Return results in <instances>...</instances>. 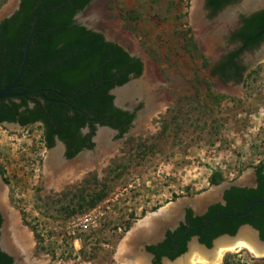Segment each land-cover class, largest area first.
Returning a JSON list of instances; mask_svg holds the SVG:
<instances>
[{
    "label": "rangeland",
    "instance_id": "obj_1",
    "mask_svg": "<svg viewBox=\"0 0 264 264\" xmlns=\"http://www.w3.org/2000/svg\"><path fill=\"white\" fill-rule=\"evenodd\" d=\"M10 1L0 0V10ZM192 1L109 0L110 31L131 43L151 68L161 108L144 111L142 129L129 136L116 138L106 130L114 150L100 166L55 185L46 170L42 125H0L4 196L31 242L30 258L44 264H124L117 253L130 226L160 207L213 189L215 171L225 181L245 180L264 161V62L236 91L243 99L218 97L219 87L201 83ZM7 234L12 237V230ZM217 262L264 264V254L243 247L224 251Z\"/></svg>",
    "mask_w": 264,
    "mask_h": 264
},
{
    "label": "flooded vegetation",
    "instance_id": "obj_2",
    "mask_svg": "<svg viewBox=\"0 0 264 264\" xmlns=\"http://www.w3.org/2000/svg\"><path fill=\"white\" fill-rule=\"evenodd\" d=\"M21 2L19 4L18 9H16L10 16L5 17L0 22V26L6 19H10L15 16L16 12L20 9ZM192 5H193V1H192ZM192 5H191V12L193 10ZM200 13H201V20L200 22H197L198 33L195 35V38L199 42L197 47L198 50L200 51L199 52L200 60L199 61L197 60L198 61L197 65L199 66L200 70L203 72L202 73L203 77H201V83L209 82L213 87L215 86L219 87L220 90H222L223 92L218 94L219 95L218 97L231 96L235 99H243L244 95L236 91L240 90V87L244 88L248 79L255 73V70H257L258 66L262 62H264V0H202L200 4ZM74 16H73V23L83 26L74 21ZM126 52L129 54L128 51ZM129 56L139 59L142 62V72L140 75H136L133 72L129 73L128 75L129 79L125 83H128L135 78L142 77L143 74L147 73V71L145 72L144 69L145 63L141 57L132 56L130 54ZM50 65L51 64H48L46 67ZM43 70H45V67L41 68V70L39 71L34 72L33 77L41 73ZM149 73L151 74V72ZM33 77H31L30 80H28V82L31 81ZM153 78L152 80H155V77ZM143 82H145V79L143 80ZM25 85L26 84L23 85L20 84L19 81L18 87L14 89V92L17 93L29 92L27 95L3 98L5 102L15 103L16 105H18L19 111H24L26 108H36L39 106L43 107V105H46L47 102H53V103L56 102L58 104H64L67 106V112H66L67 116L73 115L74 112H78L86 116L85 123L83 124V126L79 128V134H78L81 137H83L84 140L81 141V148L79 149V151L74 153L72 156H68L69 144L64 139H62L58 135V133H55V135H53L54 143L52 145L48 144V142L45 139L46 124L42 119H35L23 123L21 116L17 115L14 121H7V120L0 121V125L6 126L4 122H7L17 126H21L23 128L36 123L41 124L43 127L44 142L48 149L47 156L51 151H55L57 148L59 149L58 150L59 153L57 154L63 161H71L79 157H89L94 160L97 156H99L100 151L98 152V150H99V142L101 138H99L100 135L98 131L100 132L101 131L100 129H102L104 132L109 131L110 133H113L116 138H124L125 136H129L132 130L134 129L137 131L141 130L142 128L139 125H140L141 117L144 114V111L145 110L147 112L151 111L149 110L150 109L149 102L151 100L148 99L147 93H149L150 90H155L154 85H149L148 92L147 91L143 92L142 95H130L128 96L129 98L124 97L125 100L124 98L120 99V101H126L122 103L123 106H117L115 104V100L118 101V99L114 90L117 86H121V85H117L108 91L109 94L114 96L113 106L115 108L127 112L129 115H132L130 121L127 122V128L122 134H120L122 126L115 127L111 125L109 123L110 120L108 118L104 119L105 123L99 120H94L91 118L88 112L80 108L74 107L72 104L66 101L67 99L74 97L75 95L73 96L70 95H72L76 91L69 95H61L56 90V88H33L26 91L16 90V89L24 88ZM38 89L42 90L43 92L35 93L34 91ZM47 92H52L54 94H57L59 97L63 96L62 100L54 99L47 96L46 95ZM155 92L156 94L151 95V98H155L153 99V101H155L156 98L159 97L157 90H155ZM144 94L145 96H143ZM136 96L141 97V99L136 98L132 103L127 102V100L133 99ZM23 99H25L26 105L23 104ZM158 109H160V107H158ZM146 119L148 120V117ZM97 134H98V142L96 139ZM106 141H107V145L110 147V149H112L113 152L114 145L110 144L108 132L106 136ZM87 154H96V155L89 156ZM262 162L264 163V161ZM95 163H93L92 161L91 164L94 166L96 165ZM97 165L100 166V164ZM257 165L253 167V171L251 173L252 175L249 176L248 179L243 180V176H239L238 178L232 181H228V182H235V184H232L228 188H226L223 192L222 197H220L218 193L212 199H208V200L204 199L203 195L208 193L210 191L209 190L205 192L202 196L200 195L202 198V202H200L199 204L196 203L195 205L193 203H187L182 206H179L177 208V213L172 222L165 221L166 213L162 214L161 215L162 225L157 232V237H155L152 240L143 239L138 245L139 252L142 253L147 258L148 264H165L166 262L176 261L178 258L184 256L188 252L190 243L192 241H196V243L199 246L204 247L205 249L207 248L210 249L214 246V243L217 239L222 237H230V238L235 237L236 235H238V233L242 228H246V227L254 231L258 242L260 240H264L261 237L260 228L254 225L255 222L262 221L263 218V216L259 215L258 212L254 210L255 204L258 203H255L253 205L252 210L248 211L249 205L254 200H259L264 198H258L249 201L247 197H244L242 195V192H246L251 189H258L260 187V178L263 179L264 176H258ZM262 173L264 174V168ZM3 176L5 175L0 174V177L5 183ZM232 187L237 188L236 198L237 200L241 199V202L246 204L247 208L244 210H238L236 208V210H234L233 212H224L222 211V208H224L228 204V199L226 198V192ZM262 190H264V187ZM198 197L199 195L196 198ZM196 198H194V200H196ZM179 200L173 203L176 204L179 202ZM208 201H210V204L207 206L206 210L203 211L202 210L203 203ZM173 203L167 204V206H165L164 209L161 208L162 213L164 211L167 212L165 208L167 207L170 208V206L172 207L174 205ZM152 213L153 212L148 213L141 220L152 215ZM0 215L2 219L1 221L2 224L3 217L1 211H0ZM222 217L235 218V220H233L232 222L234 225H237L234 233H230L228 231L224 232L221 230L222 229L221 223H223L221 219ZM196 219L197 221L193 222ZM175 220L177 221V224L173 226L172 224L175 223ZM225 223L226 224L231 223V221L226 220ZM167 225L173 227H167L163 233V236L160 237L159 234L161 228ZM135 226L136 225H134L133 227L130 226L129 229L124 231V234L127 235ZM261 226L263 227L264 225L262 224ZM255 231L257 232V234ZM0 234H1V230H0ZM203 239L209 240L211 244L207 245V243L204 242ZM183 241L186 246V249L182 253L176 255V251L179 250L181 242ZM142 243H145V246H142ZM117 257H118V253H117ZM217 260L211 263L209 262L208 264H213L214 262L216 263ZM216 264L219 263L217 262Z\"/></svg>",
    "mask_w": 264,
    "mask_h": 264
},
{
    "label": "trees",
    "instance_id": "obj_3",
    "mask_svg": "<svg viewBox=\"0 0 264 264\" xmlns=\"http://www.w3.org/2000/svg\"><path fill=\"white\" fill-rule=\"evenodd\" d=\"M90 0H22L20 9L15 16L6 19L0 26V88L9 84L17 75L23 60L24 46L31 31L36 15L44 10L59 6L41 15L37 21L36 32L29 52V61L25 68L20 84H26L24 88L16 90H30L33 88H56L61 95H69L77 90L96 84L95 87L84 91L79 95L67 99L74 107L88 112L92 119L105 123L108 118L113 126H122L120 134L127 128V122L132 115L113 106L114 96L108 91L122 85L129 79V73L140 75L142 62L130 57L123 47L115 42L107 41L105 37L96 31L73 23V16L82 10ZM125 20V16H123ZM193 47L196 48L195 43ZM48 64L50 66L46 67ZM41 73L34 76V72L44 68ZM31 81L28 82V80ZM28 82V83H27ZM47 96L62 100L52 92ZM25 98V97H24ZM23 104L26 105L25 99ZM67 106L56 102H47L43 107L26 108L19 111L15 103H7L0 100V121H14L17 115L24 122L42 119L46 124L45 139L49 145L54 143L53 135H58L69 144L68 156H72L81 148L84 140L79 134V128L83 126L86 116L78 112L66 115ZM53 120V122H52ZM124 124V125H123ZM264 163L257 165L258 176H264ZM4 171L0 167V174ZM224 181L221 172L211 174L210 183L219 184ZM264 177L260 178V187L242 192L248 200L264 198ZM236 187L227 190L228 204L222 211L233 212L244 210L247 205L237 200ZM254 210L263 216L262 221L254 223L261 230L264 239V203L255 204ZM222 231L234 233L237 225L232 222L235 218L222 217ZM230 220L231 223H225ZM0 215V226H1ZM194 220L193 222H196ZM198 231V230H196ZM188 237V235H187ZM207 245L210 241L203 239ZM185 241V240H184ZM184 241L181 242L176 255L185 251ZM174 256V255H173ZM0 264H13V258L0 248Z\"/></svg>",
    "mask_w": 264,
    "mask_h": 264
},
{
    "label": "bare ground",
    "instance_id": "obj_4",
    "mask_svg": "<svg viewBox=\"0 0 264 264\" xmlns=\"http://www.w3.org/2000/svg\"><path fill=\"white\" fill-rule=\"evenodd\" d=\"M202 0H193V13L194 19L196 22H200L201 20V13H200V4ZM14 5V1H11L9 5L4 9L5 11L10 10ZM94 13H97V9H94ZM93 13V14H94ZM98 16V13L96 14ZM110 27V26H109ZM128 46L133 48L135 51L136 48L132 46L131 43H127ZM149 65L146 63V68ZM151 68L148 67L147 73L144 74L143 78L136 84L129 85L125 88H121L115 91L117 95L118 102L124 103L126 101H120L124 97H128L130 95H142L143 92H148V86L152 85V74H149ZM145 79V82L143 80ZM154 79V78H153ZM151 80V81H150ZM152 89V87H151ZM152 90H150V95H148V99L151 101L149 102V110L150 112L156 111L158 107L161 108V103L157 101H153L151 98ZM145 96V94L143 95ZM158 96V95H157ZM129 98V97H128ZM136 98L141 99V97H135L133 99L127 100V102H134ZM159 99V98H158ZM125 100V98H124ZM146 100V99H145ZM146 111V110H145ZM147 112V111H146ZM106 130V129H105ZM99 133V138H101L99 142V156H97L94 160L89 157H79L71 161H63L57 153L59 149L56 148L55 151H51L46 158V170L48 173V177L50 182L58 185L63 183L64 181L72 180L78 177L79 171H83L86 168H91L93 163L100 164L103 158H107L111 153L112 149L107 145L106 136L107 132L101 130ZM98 138V134L96 139ZM108 140V139H107ZM248 175H244V178H248ZM209 191V190H208ZM219 193V187H213L208 193L203 195L204 199H212ZM5 189L2 188L0 184V209L4 212L5 216V228H4V237L1 239V243L7 249H12L16 255H23L22 261L20 264H27L25 260L29 259L30 257V240L26 234V232H20L18 227L19 223L14 216V213L10 206H8V201L6 197ZM202 196V195H201ZM199 196L194 199H180L178 203H173L174 205L170 208L167 207L165 210L166 213V220L167 222H172L176 213L177 208L187 203H196L202 202V198ZM169 206V205H168ZM164 209V207L162 208ZM162 209L160 210L162 212ZM162 216L161 215H152L148 216L147 218L139 221L136 226L125 236L123 241L120 244L119 251H118V259L121 260L124 264H148L147 258L139 252V243L143 239L152 240L157 237V232L162 225ZM12 230V237H9L11 234H7L9 230ZM18 231V232H17ZM17 246V247H15ZM246 247L249 251L253 252L257 255L264 254V242H258L256 239L254 231L250 228H242L238 235L235 237H222L215 241L214 246L210 249H205L204 247L199 246L196 241H192L189 246L188 252L178 258L174 262H166L165 264H192V260L197 258L199 262L204 264H208L209 262H213L217 260L224 251L227 250H237L239 248ZM18 249V250H17ZM195 260V259H194ZM29 262L32 264H44V261L37 260L34 258H30ZM192 262V263H191ZM29 263V264H30ZM194 264V263H193Z\"/></svg>",
    "mask_w": 264,
    "mask_h": 264
},
{
    "label": "water",
    "instance_id": "obj_5",
    "mask_svg": "<svg viewBox=\"0 0 264 264\" xmlns=\"http://www.w3.org/2000/svg\"><path fill=\"white\" fill-rule=\"evenodd\" d=\"M11 1H14V5L13 7L8 10V11H5L4 12V9L9 5V3L7 5H5L1 10H0V22L5 18V17H8L10 16L16 9H18L19 7V4L21 2V0H11ZM10 1V2H11ZM108 2L109 0H90L87 5L80 11H78L75 16H74V21L78 24H81L83 26H85L86 28L88 29H92L94 31H98V32H101L105 39L107 41H111V42H116L118 43L119 45H121L126 51L129 52L130 55L132 56H139L143 59L144 63H145V71H146V61L145 59L142 57V55L140 53H138L137 51H134L133 48H131L130 46H128L126 44V42L122 41L121 39H119L117 36L113 35L110 31V23H109V19H108ZM61 4H58L56 6H59ZM54 6V7H56ZM54 7H51L47 10H44L41 14L39 15H36L34 20H33V25H32V28H31V31L27 37V41L25 43V46H24V53H23V60L20 64V67H19V71L16 75V77L7 85H4L2 88H0V99H3V98H8V97H15V96H20V95H27L29 92H22V93H17V92H14V89L16 87H18V83L20 81V79L23 77V74H24V71H25V68L28 64V61H29V52H30V47L32 45V40H33V37H34V34L36 32V25H37V21L39 19V17L43 14H45L47 11L53 9ZM94 9H97V13H98V16H96L97 13H94ZM94 13V14H93ZM145 73V72H144ZM141 80V77L139 78H135L133 79L132 81L128 82V83H125L124 85H121V86H117L114 90V92L118 89H121V88H125L129 85H132V84H136L138 83L139 81ZM96 84L94 85H91V86H88L86 88H83L79 91H76L75 93H73L72 95L70 96H73V95H77V94H80L84 91H87L89 89H91L92 87H94ZM35 93H42L43 91L42 90H35L34 91ZM152 95L156 94L155 90H152L151 91ZM115 104L117 106H123L122 103L118 102L115 100ZM4 124L9 127V128H23L21 126H17V125H14V124H11V123H7V122H4ZM253 171V168L251 169ZM0 184L2 186V188L5 189V192L7 194V184L3 182L2 178L0 177ZM232 184H235V182H228V181H223L221 182L220 184H217L215 185L214 187H219V195L220 197H222L223 195V192L226 188H228L230 185ZM210 190V189H209ZM207 192V191H206ZM196 197H193L191 199H194ZM255 203H264V199H259V200H254L250 205H249V208H248V211H251L252 208H253V205ZM210 204V201L208 202H205L203 203V207H202V210L205 211L207 206ZM167 206V205H166ZM165 207V206H164ZM161 208L163 207H160L158 210H156L155 212H153V214H156L157 216L158 215H162L163 213L160 211ZM1 213H2V217H3V222L1 224V227H0V230H1V234H0V248L6 252L7 254H9L12 258H13V264H20L21 261H22V256L23 255H16L15 252H13V250L10 248V249H7L3 246V244L1 243V239L4 237V228H5V216H4V212L0 209ZM177 219V218H176ZM177 224V221L175 220V223L172 224L173 226ZM173 226H164L161 228V231H160V234L159 236H163V233L165 231V229L167 227H173ZM256 232V231H255ZM257 234V232H256ZM258 238V237H257ZM259 239V238H258ZM259 242H264V240H260ZM147 243V242H146ZM142 246H145V243H142ZM17 247V246H15ZM144 248V247H142ZM18 250V249H17ZM30 259V257H28ZM29 259L25 260L27 262V264H29ZM35 259V258H34ZM32 264V263H30Z\"/></svg>",
    "mask_w": 264,
    "mask_h": 264
}]
</instances>
